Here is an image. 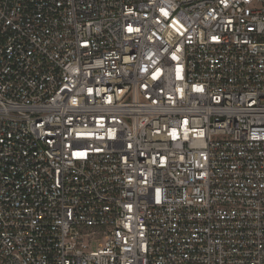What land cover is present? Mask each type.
Returning a JSON list of instances; mask_svg holds the SVG:
<instances>
[{
	"label": "built area",
	"instance_id": "1",
	"mask_svg": "<svg viewBox=\"0 0 264 264\" xmlns=\"http://www.w3.org/2000/svg\"><path fill=\"white\" fill-rule=\"evenodd\" d=\"M0 264H264V0H0Z\"/></svg>",
	"mask_w": 264,
	"mask_h": 264
}]
</instances>
